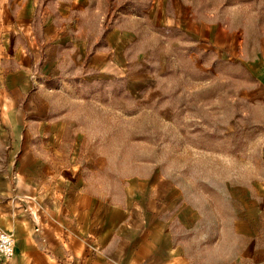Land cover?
I'll use <instances>...</instances> for the list:
<instances>
[{
  "label": "crops",
  "instance_id": "crops-1",
  "mask_svg": "<svg viewBox=\"0 0 264 264\" xmlns=\"http://www.w3.org/2000/svg\"><path fill=\"white\" fill-rule=\"evenodd\" d=\"M91 3L0 0V228L15 240L0 264H264V186L209 193L156 172L103 174L95 132L62 101H79L81 85L143 77L129 78L128 33L97 39L69 18ZM189 13L173 25L219 45L221 29Z\"/></svg>",
  "mask_w": 264,
  "mask_h": 264
},
{
  "label": "rangeland",
  "instance_id": "rangeland-1",
  "mask_svg": "<svg viewBox=\"0 0 264 264\" xmlns=\"http://www.w3.org/2000/svg\"><path fill=\"white\" fill-rule=\"evenodd\" d=\"M185 10L221 29L220 46L173 25ZM69 18L97 39L128 33L129 78L143 77L135 88L81 85L72 89L79 101H62L95 132L104 175L156 172L209 193L264 186V64L251 63L264 57V0H92Z\"/></svg>",
  "mask_w": 264,
  "mask_h": 264
},
{
  "label": "built area",
  "instance_id": "built-area-1",
  "mask_svg": "<svg viewBox=\"0 0 264 264\" xmlns=\"http://www.w3.org/2000/svg\"><path fill=\"white\" fill-rule=\"evenodd\" d=\"M14 237L0 228V261L6 263L14 255Z\"/></svg>",
  "mask_w": 264,
  "mask_h": 264
}]
</instances>
